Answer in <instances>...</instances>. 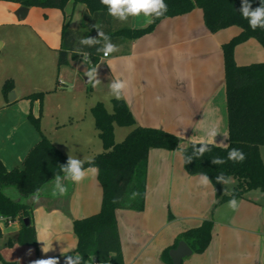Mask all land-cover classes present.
<instances>
[{
  "label": "crops",
  "instance_id": "1",
  "mask_svg": "<svg viewBox=\"0 0 264 264\" xmlns=\"http://www.w3.org/2000/svg\"><path fill=\"white\" fill-rule=\"evenodd\" d=\"M21 6L0 0V159L5 167H23L25 156L42 134L67 156L88 160L102 152L92 107L101 102L112 111L114 97L109 85L115 79L125 80L129 89L124 99L137 124L175 134L180 148L151 149L144 209L116 210L124 263L169 264L164 251L171 247L170 256L179 234L212 218L208 247L184 257L182 264H264V190L252 189L236 198L237 211L228 207L229 200L216 205L213 183L201 186L199 174L186 170L182 153L200 138L206 125L218 123L221 131L229 133L223 44L241 28L211 32L200 8L164 18L151 32L132 40L126 51L121 47L109 57L101 56L94 67L100 84L89 87L94 94L88 98L89 83L84 86L79 79L86 69L80 60L90 69L88 56L79 53L68 64L58 66L65 13H72L70 27L80 29L84 4L70 1L65 11L32 6L23 19L17 16ZM130 25L144 28L150 24L141 16L131 17ZM235 60L240 65L264 61V47L256 38H249L236 46ZM8 80L12 86L4 90ZM69 89L74 96L66 101V109L59 105L56 122H45L46 97ZM41 91L45 92L42 100L27 98ZM31 116L39 119L40 127ZM133 127L116 125V141L123 140ZM222 139L218 135L216 145L227 146L229 136L220 143ZM260 152L264 161V145ZM231 180L227 189L237 182ZM62 182L67 187L63 196H52L54 178L41 188L38 201L33 196L23 198L34 203L31 221L36 245L17 241L19 219L0 221V243L6 248H0V253L5 261L28 264L53 257L64 264L65 255L79 254L74 220L100 210L102 185L98 175L92 178L90 173L80 184ZM9 193L14 199L22 198L19 193Z\"/></svg>",
  "mask_w": 264,
  "mask_h": 264
},
{
  "label": "trees",
  "instance_id": "2",
  "mask_svg": "<svg viewBox=\"0 0 264 264\" xmlns=\"http://www.w3.org/2000/svg\"><path fill=\"white\" fill-rule=\"evenodd\" d=\"M32 7H55L65 11L67 4H84L81 16L82 27H70L72 13H65L62 28V44L58 50V66L68 64L71 57L83 52L90 59V68L99 62L102 53L96 51L103 42L94 46L80 44L82 38L96 37L93 27L99 25L108 34L111 42L127 50L128 44L146 33L151 32L164 18L183 15L194 8L203 11L204 21L211 32H217L230 26H239L241 31L223 44L225 58V83L229 118V144L211 146V151L203 157L194 158L185 163L190 174L207 173L216 191V205L226 200L244 196L252 189L264 190V161L260 147L264 145V61L240 65L235 60V48L249 38H256L264 47V29L253 31L247 19L239 11L242 0H165L168 11L144 28H132L130 19L120 21L108 15L107 8L100 0H5ZM261 0H250L252 8L260 6ZM80 49L81 52H78ZM59 82V81H58ZM60 84V83H58ZM12 86V80L4 84V90ZM45 92H33L27 96L31 100L43 99ZM113 109L109 111L98 102L92 107L95 125L103 142L104 150L90 159L99 169L98 178L102 185V203L97 213L74 220V232L77 236V250L83 256L84 264L93 259L101 264H125L121 238L116 218V210L129 208L143 210L147 191V170L149 152L153 148L178 149L179 138L164 129L137 124L125 99H112ZM40 127L39 119L31 116ZM134 126L121 141L115 139V126ZM193 143L182 149L183 157L191 155ZM237 148L245 154L242 163L228 161L223 165L212 163L214 157H227L228 151ZM68 156L57 148L50 138L42 134L41 139L27 153L23 167L8 169L0 159V216L19 219L21 229L17 236L20 244L36 245V229L31 221L34 203L23 198L32 197L37 190L57 175L62 176L60 165L66 163ZM86 161V160H85ZM85 168L89 165L85 163ZM221 172L226 177L236 179L232 189L217 183L215 177ZM16 188L21 200L14 199L5 188ZM137 193L133 198L132 194ZM25 218H29L27 225ZM214 221L204 219L201 225L183 231L172 247L184 240L194 253L203 252L212 238ZM164 251L169 264H173L169 250ZM4 264H19L5 261ZM28 264H34L28 263Z\"/></svg>",
  "mask_w": 264,
  "mask_h": 264
},
{
  "label": "clouds",
  "instance_id": "3",
  "mask_svg": "<svg viewBox=\"0 0 264 264\" xmlns=\"http://www.w3.org/2000/svg\"><path fill=\"white\" fill-rule=\"evenodd\" d=\"M100 3L107 8V13L111 17L120 21H127L129 17H141L143 16L147 24H151L154 18L163 16L168 11V6L165 0H100ZM242 17L248 20L249 27L255 31L257 28L264 29V0H261L260 6L255 9L252 8L250 0H242L241 7L239 9ZM97 31L96 37H85L80 40L81 45L94 46L103 42V46L97 48L98 53H102L104 57H109L111 54L117 52L118 46L111 42V38L108 34L101 30L99 25L93 26ZM81 52L80 49H77ZM83 55L87 53L81 52ZM87 83L91 84L93 88L100 84V80L97 78L98 73L96 68H90L86 71ZM110 94L116 100L124 98L125 93L129 89V83L122 79L113 80L110 85ZM221 136L223 139L220 143H223L229 136L227 129L221 131L218 123H212L206 125L202 130L200 138L193 143V151L191 155L184 157V162L191 163L194 158L203 157L205 153L211 151V146L217 144V136ZM245 154L242 150L232 148L227 153V157H214L212 163L215 165H223L228 161L235 163H242L245 160ZM85 163L89 165L86 169ZM60 171L63 173V177L57 175L55 177V183L52 190V196H63L67 193V187L63 184V180L71 181L75 184H80L91 174L92 178H95L99 174L98 167L95 166L94 160H82L68 155L67 161L60 165ZM219 184H230L232 182L231 177H226L223 172L215 177ZM199 184L203 187H207L211 184V178L207 173L199 174ZM137 193H133V198ZM34 200H39V190L33 194ZM228 207L237 211L239 208V202L233 195L232 199L228 201ZM47 253V249L43 250ZM34 264H60L58 258H44L34 261ZM64 264H84L83 256L80 254L65 255Z\"/></svg>",
  "mask_w": 264,
  "mask_h": 264
},
{
  "label": "rangeland",
  "instance_id": "4",
  "mask_svg": "<svg viewBox=\"0 0 264 264\" xmlns=\"http://www.w3.org/2000/svg\"><path fill=\"white\" fill-rule=\"evenodd\" d=\"M80 61H81V63H83L85 65L86 69H85L84 73H80L79 79L83 83V85L86 86L85 82H86L87 77L84 76V75H85L86 71H88L87 70L88 66L86 65L84 60H80ZM71 75H73V74H71ZM73 77H76V76H73ZM71 82L73 83V78L70 81V83ZM90 86H91V84H88V91L85 90V92L87 91L86 95H88L87 96L88 98H90L92 96V94H94L92 92V90L89 89ZM72 89H69L68 91H60V92L59 91L58 92L55 91V92L50 93L49 96L46 97V99L44 100L45 111H44V114H43V117H42L45 122H49V123L52 122V124H54L56 122L57 117H59L60 114H61V111L59 110V108H60L59 105L60 106L62 105L63 109H66V107H67L66 101L71 99L74 96V94L72 93L73 92ZM231 179H234V178L231 177ZM5 191L7 193H9L11 191H12V193H18L16 188L13 187V186L6 187ZM2 245L3 244L0 243V246H1L0 248L5 250L6 248L3 247Z\"/></svg>",
  "mask_w": 264,
  "mask_h": 264
},
{
  "label": "water",
  "instance_id": "5",
  "mask_svg": "<svg viewBox=\"0 0 264 264\" xmlns=\"http://www.w3.org/2000/svg\"><path fill=\"white\" fill-rule=\"evenodd\" d=\"M28 7L22 5L19 8V11L17 13V16L20 19H23L25 17V13L27 12ZM87 82V79H86ZM30 222L29 218H25V223L28 225ZM192 249L190 248V246L184 241L181 240L177 247H175L174 249H172L170 251V256L172 258L173 264H182V261L184 259V257L189 256L192 254Z\"/></svg>",
  "mask_w": 264,
  "mask_h": 264
},
{
  "label": "built area",
  "instance_id": "6",
  "mask_svg": "<svg viewBox=\"0 0 264 264\" xmlns=\"http://www.w3.org/2000/svg\"><path fill=\"white\" fill-rule=\"evenodd\" d=\"M9 220H11V218L6 216H0V221H9ZM89 264H101V263L93 259Z\"/></svg>",
  "mask_w": 264,
  "mask_h": 264
}]
</instances>
